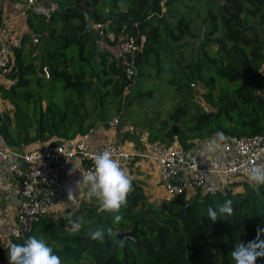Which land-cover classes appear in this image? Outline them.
<instances>
[{"label":"trees","instance_id":"1","mask_svg":"<svg viewBox=\"0 0 264 264\" xmlns=\"http://www.w3.org/2000/svg\"><path fill=\"white\" fill-rule=\"evenodd\" d=\"M52 1L57 9L48 17V36L41 39L46 43V69L63 93L45 102L30 89L35 65L17 62L9 75L17 83L2 94L14 106L13 117L5 114L0 121V136L7 146L22 151L53 138L57 143L76 140L96 124L108 122L107 104L120 115L133 102L151 99L152 90L135 91L149 78L147 70L154 80L166 73L167 85L180 97L166 118L157 116L145 123L149 143L178 144L191 152L197 142L212 137L264 135V0H129L125 10L118 0H111L106 15L96 11L101 0ZM84 4L94 8L88 12ZM194 11H203L198 35L191 28ZM94 24L107 25L104 39L98 37ZM135 26L144 42L136 58L135 80L126 83L116 58L117 37L123 27L136 33ZM107 34H113L114 40ZM187 38L200 44L198 55L185 62L181 49ZM38 71L43 77L36 78V85L46 89L47 71L43 66ZM198 86L205 91L204 106L197 99ZM30 101L31 116L22 109ZM131 185L119 222L112 214L98 213V207L56 220L48 216L22 238H11L0 252V264L12 244L32 236L44 240L62 264H234V247L264 229V184L253 187L248 181H236L215 196L197 194L185 201L179 195L160 205L149 203L136 182ZM226 202L231 215L210 221L208 208ZM78 218L82 226L73 234L70 221ZM134 228L137 243L127 239L123 250L117 235ZM97 229L104 231L103 241L91 239L90 233ZM256 264H264V258Z\"/></svg>","mask_w":264,"mask_h":264},{"label":"built area","instance_id":"2","mask_svg":"<svg viewBox=\"0 0 264 264\" xmlns=\"http://www.w3.org/2000/svg\"><path fill=\"white\" fill-rule=\"evenodd\" d=\"M37 0H27L30 7ZM57 9L55 3L49 5L47 17ZM93 28L100 39L106 36L104 30L107 25L94 24ZM136 33L129 32L123 27L117 37L116 58L120 65L124 80L133 82L137 74L136 58L142 51L144 38ZM9 33L4 21L1 19L0 0V76L8 77L15 67L11 50L3 44V39ZM107 38L114 40L113 34ZM38 40L35 39L34 42ZM46 71V70H45ZM17 82L13 81V85ZM196 88V87H195ZM129 86L124 89L128 93ZM5 114L0 112V121ZM111 126L118 124L113 119ZM91 131L81 135L72 142L57 143L55 147H48L28 153H19L7 146L0 136V169L11 158L14 163L9 173L18 179L17 195L20 203L17 208L16 223L10 232L12 239L22 238L32 230L34 223L49 216L55 200L61 199L65 194V179L71 163H79L84 167L86 174L93 166L95 153L88 148ZM217 154L207 163L201 165L200 160L191 152L185 151L178 144L165 146L159 143L151 144L148 153H138L126 150L120 144L106 143L103 149L111 153L122 169L125 170L130 182L134 181V165L136 158H148L154 161L160 184L166 187L173 199L189 192L198 195L215 196L223 192L230 184L236 181H248L247 169L254 163H264V135L232 137L222 139ZM216 177L215 182L207 180L206 176ZM171 180H179L180 186H172ZM39 199V200H38ZM7 258L4 264H6Z\"/></svg>","mask_w":264,"mask_h":264},{"label":"crops","instance_id":"3","mask_svg":"<svg viewBox=\"0 0 264 264\" xmlns=\"http://www.w3.org/2000/svg\"><path fill=\"white\" fill-rule=\"evenodd\" d=\"M27 0H1V19L4 21L8 38L3 39V44L8 46L12 52L14 63H32L39 70L41 66L47 71L46 60V43L45 38L48 36V9L49 5L54 3L52 0H37L36 3L27 7ZM118 0V4H119ZM129 2V0H126ZM121 7V5L119 4ZM125 10L126 8H121ZM108 11V10H106ZM37 39V42H34ZM112 50L116 54V49ZM15 77L0 76V112L13 117L14 106L11 102L4 98L2 94L9 90L13 85ZM17 80V79H16ZM88 140V148L92 153L99 154L103 152L106 143H114L122 145L126 150L138 153H148L151 143L147 137H138L127 127L111 126L109 122L104 124H96ZM89 131V132H90ZM88 132V133H89ZM125 134H129L125 138ZM148 134V133H147ZM137 137V138H136ZM79 136L76 138L78 139ZM140 138V139H139ZM139 139V140H138ZM223 138L212 137L206 141L197 142L191 153L199 160L201 165L207 163L217 154L219 145L223 142ZM138 140V141H137ZM144 140V141H143ZM52 143H57L53 138L48 144L34 143L22 148L19 153H28L40 150L46 147H52ZM16 150V149H14ZM15 159L11 158L0 169V252L5 250L11 241L10 232L16 223L17 208L20 203V197L17 195L18 179L9 173L10 166ZM84 167L79 163H71L68 167L65 179V194L61 199L55 200L49 217L53 220L67 214H74L83 208H97L98 202L95 199H89L88 187L86 184H77L81 176L84 174ZM134 182L142 189L147 201L154 205L172 200L168 194L166 187L160 184L156 172L154 161L148 158H136L134 165ZM207 180L215 182L216 177L207 175ZM72 189L77 194V206L73 207L67 202V193ZM241 192V188L236 191ZM198 193L189 192L184 196V200L188 201L194 198Z\"/></svg>","mask_w":264,"mask_h":264},{"label":"clouds","instance_id":"4","mask_svg":"<svg viewBox=\"0 0 264 264\" xmlns=\"http://www.w3.org/2000/svg\"><path fill=\"white\" fill-rule=\"evenodd\" d=\"M248 180L255 187L264 184V163L253 164L247 169ZM77 184H86L89 199H95L99 207L98 213H108L119 222L120 210L126 206L127 197L132 191L131 182L124 169L108 151L96 154L93 166L81 176ZM67 202L70 206H77V194L71 188L67 193ZM230 202L209 207L207 210L210 221L219 220L220 216L231 215ZM82 226V218L70 221V231L75 234ZM109 229V233H110ZM91 239L103 241L105 233L97 229L90 233ZM264 229H258L256 237L247 242L238 243L231 252L234 264H256L258 259L264 258ZM8 264H62L61 258L53 253L46 242L35 236L27 238L22 244H12L7 254Z\"/></svg>","mask_w":264,"mask_h":264},{"label":"rangeland","instance_id":"5","mask_svg":"<svg viewBox=\"0 0 264 264\" xmlns=\"http://www.w3.org/2000/svg\"><path fill=\"white\" fill-rule=\"evenodd\" d=\"M186 2L190 4L189 1ZM119 4L123 9L129 6V2H127L126 0H120ZM83 7L88 12L94 8L91 5L86 6L85 4L83 5ZM199 7L204 9L202 4H199ZM110 9L111 0H101L100 4L96 8V11L102 15H106ZM184 11H186L187 13V8H184ZM197 14L198 12L194 11L191 15V28L196 35H198L197 32H199L202 27L203 11L199 12L198 15ZM199 44L200 43L196 38H187L185 40V43L183 42L184 46L181 49V53L185 58V62L190 61L192 59L191 57L198 55ZM261 72L264 73V66L261 68ZM146 73L147 77L149 78H147L146 81L143 82L141 85L137 86L135 88V91L138 93H145L149 90H152L153 97L151 99L143 97L140 102H133L132 105L128 108L126 107L120 115L116 114L114 105L107 104L106 108L108 109V112L105 113V115H107V120L109 123H111L113 119H117L118 124L116 125V127H127L128 130L132 131L133 133H135L136 136L140 138H145L148 135V127L146 126L148 124V120L155 119L157 116H159L160 120L166 118L167 114L170 113L173 108L177 106L178 101L180 99V97H178L174 93L173 89L169 85H167L168 75L166 73L164 75H160L157 80L153 79V75L150 73V71L147 70ZM41 76L43 77V74H41L36 69V75L31 78L30 89L32 90V93H40L45 102H47V100H45L46 98L58 99L63 93V91L61 90V84L57 82H51L48 86L46 85V89H39L36 85V78ZM196 89L198 91L197 99L200 104L204 106V101H202V95L205 91L202 87L199 86L196 87ZM45 102L43 104H45ZM91 103H89V105ZM22 109L24 112L28 113L29 116H31L33 110V102L30 101L28 104H22ZM93 119H96L95 116L93 117ZM156 125L157 122L154 123V126ZM239 190L240 189H238L237 192Z\"/></svg>","mask_w":264,"mask_h":264},{"label":"water","instance_id":"6","mask_svg":"<svg viewBox=\"0 0 264 264\" xmlns=\"http://www.w3.org/2000/svg\"><path fill=\"white\" fill-rule=\"evenodd\" d=\"M53 79H54L53 73L51 72L50 69H47V84L46 85L48 86L52 82ZM56 145H57V143H52L51 144L52 147H55ZM170 184L172 186L179 187L180 186V181L179 180H171ZM226 203H228V202H226ZM117 238L120 240L123 250H124V241L125 240L130 239V240H132V241L137 243V237H136L135 228L132 231H129V232L125 233V234H118ZM6 264H8V262Z\"/></svg>","mask_w":264,"mask_h":264}]
</instances>
